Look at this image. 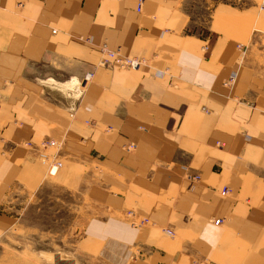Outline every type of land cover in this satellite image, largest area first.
Masks as SVG:
<instances>
[{"label": "crops", "instance_id": "0c3cea01", "mask_svg": "<svg viewBox=\"0 0 264 264\" xmlns=\"http://www.w3.org/2000/svg\"><path fill=\"white\" fill-rule=\"evenodd\" d=\"M187 1L0 0V264H264V14Z\"/></svg>", "mask_w": 264, "mask_h": 264}, {"label": "rangeland", "instance_id": "374dc122", "mask_svg": "<svg viewBox=\"0 0 264 264\" xmlns=\"http://www.w3.org/2000/svg\"><path fill=\"white\" fill-rule=\"evenodd\" d=\"M212 1H216V0H212ZM222 1H225L230 4H234L240 7H246L249 4L257 5L258 11L261 12V14H264V0H222ZM187 8L193 17H200L201 16L200 13L206 9L205 0H188ZM46 175L48 178L52 177L51 174L50 175L46 174ZM58 194L62 196V199L69 198V196L65 195V193L58 192ZM54 208H55L54 200L51 198V200L49 201L48 197H46V199L43 201L42 211L44 214L42 216L41 223L43 227H46L48 229H53L56 226L59 230H62L63 232L62 235L57 236V237L52 236V237L47 238V241L49 242L48 247L51 250L54 249L53 251H56L57 246L62 247V249H60L61 253H59L58 255H60V257H62L63 259L68 260V258H70L68 252H71V251H68L69 249H71V246H69V241L71 240V237L67 233L72 230V227L74 226L76 221L74 220L72 221L69 218L70 212L68 209L65 208L64 204H61V202H57L56 208H58V211H59L57 214H62L63 219L61 221L60 220L54 221V211H53ZM91 208L92 207L88 205L84 200L81 201L79 199L78 201L79 218L78 219H79V226L81 227V229L83 227L82 226L83 222L86 219L87 212L92 211ZM36 221L38 223V218ZM54 223H56L55 226H54ZM20 227H21V223H20ZM48 258H50V260L52 261L54 259L53 254L52 255L49 254Z\"/></svg>", "mask_w": 264, "mask_h": 264}, {"label": "built area", "instance_id": "2783aa9c", "mask_svg": "<svg viewBox=\"0 0 264 264\" xmlns=\"http://www.w3.org/2000/svg\"><path fill=\"white\" fill-rule=\"evenodd\" d=\"M18 6L21 5V2L17 3ZM137 6V11L141 9V6L139 5V1ZM240 47V44H237V48ZM99 54H101V58L98 61L99 66H117L120 69L125 68H131L135 69L138 68L140 65L145 64V58L143 57H136L128 54L121 53L119 48H111L108 47L105 43H102L98 47ZM243 54V50L240 52V56L238 58V61H240V58ZM92 77V73L88 72L83 77V82H88ZM234 74H232L227 80H225V84H230L233 82ZM51 143V140L43 142L44 145H49ZM135 146L132 142L128 143L126 146V149L131 150ZM42 162L47 165V174L53 175L57 169L59 168L60 164L59 161L54 159H49L45 155H42L41 158ZM224 191H227V188H223ZM126 221L128 224H130L132 227H140L144 226L147 223V218H137L133 211L129 210V212L126 213ZM212 222H214L216 225L221 224L223 221L220 218L213 219ZM165 232L167 234H171L170 229H165Z\"/></svg>", "mask_w": 264, "mask_h": 264}, {"label": "bare ground", "instance_id": "6f19581e", "mask_svg": "<svg viewBox=\"0 0 264 264\" xmlns=\"http://www.w3.org/2000/svg\"><path fill=\"white\" fill-rule=\"evenodd\" d=\"M231 84V83H230Z\"/></svg>", "mask_w": 264, "mask_h": 264}]
</instances>
